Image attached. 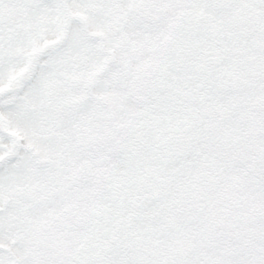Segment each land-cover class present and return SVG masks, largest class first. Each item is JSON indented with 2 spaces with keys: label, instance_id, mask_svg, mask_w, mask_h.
<instances>
[{
  "label": "snow or ice",
  "instance_id": "obj_1",
  "mask_svg": "<svg viewBox=\"0 0 264 264\" xmlns=\"http://www.w3.org/2000/svg\"><path fill=\"white\" fill-rule=\"evenodd\" d=\"M0 264H264V0H0Z\"/></svg>",
  "mask_w": 264,
  "mask_h": 264
}]
</instances>
